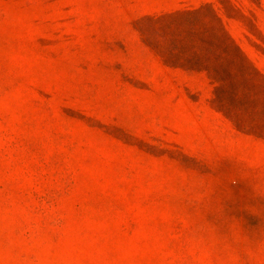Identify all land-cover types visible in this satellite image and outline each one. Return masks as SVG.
<instances>
[{
  "label": "rangeland",
  "instance_id": "rangeland-1",
  "mask_svg": "<svg viewBox=\"0 0 264 264\" xmlns=\"http://www.w3.org/2000/svg\"><path fill=\"white\" fill-rule=\"evenodd\" d=\"M0 264H264V0H0Z\"/></svg>",
  "mask_w": 264,
  "mask_h": 264
},
{
  "label": "trees",
  "instance_id": "trees-1",
  "mask_svg": "<svg viewBox=\"0 0 264 264\" xmlns=\"http://www.w3.org/2000/svg\"><path fill=\"white\" fill-rule=\"evenodd\" d=\"M215 78V77H214Z\"/></svg>",
  "mask_w": 264,
  "mask_h": 264
}]
</instances>
